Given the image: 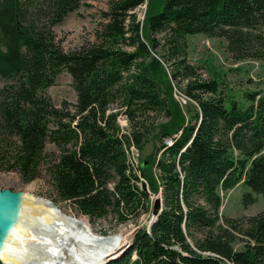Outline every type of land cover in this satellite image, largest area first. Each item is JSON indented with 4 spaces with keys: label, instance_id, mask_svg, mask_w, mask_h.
<instances>
[{
    "label": "trees",
    "instance_id": "1",
    "mask_svg": "<svg viewBox=\"0 0 264 264\" xmlns=\"http://www.w3.org/2000/svg\"><path fill=\"white\" fill-rule=\"evenodd\" d=\"M82 1L0 0V170L27 183L46 162L57 199L92 220L111 215L113 226L151 212V194L159 193L150 230L138 227L129 247L105 264H264V210L238 218L219 213L221 192L239 183L249 188L244 205L253 193L264 198V90L245 93L249 104H241L226 97L220 78H199L184 59L186 37L204 34L223 38L235 59L264 61V0H166L142 23L135 10L146 0H108L94 40L65 51L53 26ZM156 34L176 63L163 75L186 82L183 93L199 113L158 156L134 167L128 139L140 148L156 115H171L168 80L164 87L145 61ZM61 69L76 101L56 106L45 90ZM119 115L127 135H120ZM47 142L59 152L54 159Z\"/></svg>",
    "mask_w": 264,
    "mask_h": 264
},
{
    "label": "rangeland",
    "instance_id": "2",
    "mask_svg": "<svg viewBox=\"0 0 264 264\" xmlns=\"http://www.w3.org/2000/svg\"><path fill=\"white\" fill-rule=\"evenodd\" d=\"M165 1L146 0V3L148 2L147 7L145 3L137 8L135 12L141 23L145 17V13L147 17L159 13ZM107 9L108 0H83L76 10L69 12L63 21L53 26L56 40L63 50L71 51L77 49L82 44L93 41L96 28H99L100 24L105 21L102 12ZM143 34L146 38L150 36L147 23L143 26ZM162 36V34L154 36L158 40V44L154 50L155 52L147 56L145 61L158 74L159 80L164 87H167L166 81L168 80L171 115L163 112L156 115L153 127H150L145 142L140 148L138 147L137 151L132 152V145L130 143L127 145L130 158L136 167H139L138 162L141 163L144 157L152 154L158 156L159 153H156L159 147L162 144L166 145L165 143H169L172 137L174 138L178 134L179 131L176 132L175 130L187 122L192 121L194 123V119L199 113L197 104L183 93L186 82L179 78L175 80L169 79V75L168 77L163 75V73L169 74L176 63L172 58L166 56ZM122 47H125V45L122 44ZM184 48L186 63L193 66L201 79H209L212 76L220 78V89L227 98L248 105L249 102H246L244 98L245 93L264 90V61L255 58L235 59L228 52L223 38L208 37L204 34L188 35ZM5 83L6 81L0 78V88ZM45 94L50 97L56 106H59L63 100L74 103L76 101V92L72 86L70 74L66 70L61 69L55 76L54 84L45 90ZM117 121L122 126V128L119 126L120 135H127V123L125 124L127 126L124 127L122 119L121 121L117 119ZM121 129L126 134H121ZM168 130L171 131V134L168 133ZM166 132L167 134L165 135L164 133ZM45 151L51 153L49 159H54L59 153L57 148L49 142L45 144ZM134 153L138 161L135 159ZM46 165V162H44L40 177L27 183L22 182L16 171L0 170V188H10L13 191H23L30 195L35 194L42 197L41 199L52 203H50V206L54 210H57L59 215L77 223L81 229L91 236L109 241L110 246H108L106 254H103L99 260L107 258L106 260L108 261L111 257L116 256L118 251L121 252L125 245V248H127V245L131 243L133 234L138 227L148 226L152 217L151 212L148 214L142 213L135 220L129 218L127 221L114 226V219L111 215L106 218L92 220L85 215L79 214L68 202L57 199L52 180L45 169ZM142 180L147 189L146 181L143 178ZM110 186L111 184H109V188ZM247 191H249V188L239 183L231 190L221 192L222 205L219 209L220 215L238 218L252 216L263 211L264 198L254 193L252 195L255 197V200L248 205H244L243 194ZM158 195L159 193L156 195L151 194V199L156 198ZM42 215L45 217L43 219L48 220L52 214L44 212ZM58 231L59 225L53 230L44 226L40 232L36 233V241L32 244V247L33 249L36 247L38 251H36L35 256L30 251L27 264H48L49 259L55 257L52 251H54V244L60 241ZM42 232L43 234L41 235ZM233 246L239 250L243 248L244 243L241 241V238H238ZM106 260L104 262H107Z\"/></svg>",
    "mask_w": 264,
    "mask_h": 264
},
{
    "label": "bare ground",
    "instance_id": "3",
    "mask_svg": "<svg viewBox=\"0 0 264 264\" xmlns=\"http://www.w3.org/2000/svg\"><path fill=\"white\" fill-rule=\"evenodd\" d=\"M131 163L136 167L132 160ZM33 201L34 203L28 207L31 209L29 213L16 224L17 240L15 237L13 242L8 244L7 253L1 257L5 264H27L30 253L32 252V255L35 256L36 251H38L36 247L33 249L32 244L36 241V233L40 232L44 226L53 230L59 225L57 233L60 241L54 244V251L52 252H54L55 257L49 259L48 264H96L99 258L106 254L105 252L110 246L109 241L91 236L77 223L59 215L57 210L50 206L51 202L38 197ZM44 212L51 213V216L54 217L50 216L48 220L43 219L45 218L42 215Z\"/></svg>",
    "mask_w": 264,
    "mask_h": 264
},
{
    "label": "water",
    "instance_id": "4",
    "mask_svg": "<svg viewBox=\"0 0 264 264\" xmlns=\"http://www.w3.org/2000/svg\"><path fill=\"white\" fill-rule=\"evenodd\" d=\"M143 187H146L143 184ZM39 197L35 194H27L23 191H13L10 188H0V263L5 264L4 260L1 258L2 255L5 256L7 253V248H9V243L13 240H17L18 235L15 232L16 224L22 217H26V214L31 210L28 208L30 204L34 203V199ZM56 206V205H55ZM160 201L157 197L154 200V204L151 210L152 218L149 221L147 230H150L152 222L160 213ZM19 234V233H18ZM131 243L127 245L129 247ZM126 245L123 247L121 252L111 259L119 257L127 248ZM109 260V259H108ZM107 261V260H106ZM104 262L103 264H105Z\"/></svg>",
    "mask_w": 264,
    "mask_h": 264
},
{
    "label": "built area",
    "instance_id": "5",
    "mask_svg": "<svg viewBox=\"0 0 264 264\" xmlns=\"http://www.w3.org/2000/svg\"><path fill=\"white\" fill-rule=\"evenodd\" d=\"M117 119H119V121H121V119L124 121V124L123 125H125L126 123H127V119H126V117H125V115H119V117H117ZM121 123V122H120ZM127 125H125L124 127H126ZM120 127L122 128V126L120 125ZM123 127V128H124ZM125 133V131L124 130H122L121 129V134H124ZM126 134V133H125ZM129 141H130V144L132 145V152H135V151H137V149H138V146L136 145V144H134L133 142H132V140H130V139H128ZM134 157H135V153H134ZM135 159L138 161V159L135 157ZM138 164H139V166H140V163L138 162ZM108 187H109V185H108ZM152 218V217H151Z\"/></svg>",
    "mask_w": 264,
    "mask_h": 264
}]
</instances>
